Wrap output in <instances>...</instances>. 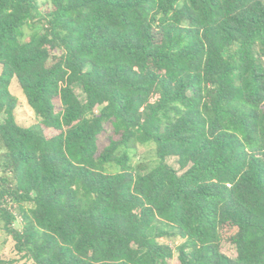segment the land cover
Masks as SVG:
<instances>
[{"label": "trees", "instance_id": "obj_1", "mask_svg": "<svg viewBox=\"0 0 264 264\" xmlns=\"http://www.w3.org/2000/svg\"><path fill=\"white\" fill-rule=\"evenodd\" d=\"M0 168L30 264H264V0H0Z\"/></svg>", "mask_w": 264, "mask_h": 264}, {"label": "rangeland", "instance_id": "obj_2", "mask_svg": "<svg viewBox=\"0 0 264 264\" xmlns=\"http://www.w3.org/2000/svg\"><path fill=\"white\" fill-rule=\"evenodd\" d=\"M9 89L17 98V106L15 108V116H16L17 121L23 125H29L33 123L35 121V117L32 111L27 106L25 99L23 97V94L15 80L11 81ZM76 92L79 93L80 96L82 95L80 93V89L76 88ZM110 130H111L110 125L106 123L104 125L103 131L100 134H98V137H97L98 149H100L103 145L107 143ZM138 152H139L138 159L149 162L150 160L154 158V150H153V145L151 143H148L146 145H139ZM169 160H171V158H169ZM10 206L12 207L13 212L16 215L15 222L17 223L19 220V216L17 214L16 206L14 204H10ZM220 249L224 254L232 258L235 257V254H236L235 247L227 240L220 241ZM0 259H2L3 261H8L10 264H30L31 263L30 260L22 258L15 251L14 246H13V240L3 230L1 220H0ZM174 261H175V254L173 258L170 260V262L172 263Z\"/></svg>", "mask_w": 264, "mask_h": 264}]
</instances>
